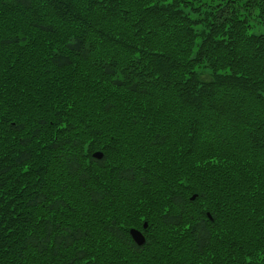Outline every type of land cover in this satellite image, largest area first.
<instances>
[{
	"label": "trees",
	"instance_id": "trees-1",
	"mask_svg": "<svg viewBox=\"0 0 264 264\" xmlns=\"http://www.w3.org/2000/svg\"><path fill=\"white\" fill-rule=\"evenodd\" d=\"M0 264H264V0H0Z\"/></svg>",
	"mask_w": 264,
	"mask_h": 264
},
{
	"label": "water",
	"instance_id": "water-1",
	"mask_svg": "<svg viewBox=\"0 0 264 264\" xmlns=\"http://www.w3.org/2000/svg\"><path fill=\"white\" fill-rule=\"evenodd\" d=\"M94 156L100 158V157H102V153H101V152H96V153L94 154ZM194 197H195V196H193L192 198H194ZM146 226H147V223L144 224V227H145V228H146ZM130 233H131V235H132L134 241H135L137 244L142 245V244L145 243V241H146V237H145V235L142 233V231L133 228V229L130 230Z\"/></svg>",
	"mask_w": 264,
	"mask_h": 264
}]
</instances>
